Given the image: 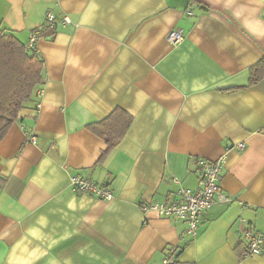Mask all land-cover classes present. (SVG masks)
<instances>
[{"label": "crops", "instance_id": "1", "mask_svg": "<svg viewBox=\"0 0 264 264\" xmlns=\"http://www.w3.org/2000/svg\"><path fill=\"white\" fill-rule=\"evenodd\" d=\"M71 22L42 33L47 14ZM0 27L44 60V80L0 139V264H264V0H0ZM181 29L183 39H168ZM122 108L124 137L88 125ZM34 137V140L33 138ZM244 144L243 147L241 145ZM224 156L195 238L141 204L199 187V157ZM75 174L112 199L73 190ZM245 220V221H243Z\"/></svg>", "mask_w": 264, "mask_h": 264}, {"label": "trees", "instance_id": "2", "mask_svg": "<svg viewBox=\"0 0 264 264\" xmlns=\"http://www.w3.org/2000/svg\"><path fill=\"white\" fill-rule=\"evenodd\" d=\"M51 33L49 25L41 31ZM44 60L27 48L14 33L0 27V139H3L17 119L24 103L44 80ZM264 77V58L252 67L250 84ZM132 123V115L122 108L114 109L104 119L88 128L102 137L107 147L100 156L102 162L124 137Z\"/></svg>", "mask_w": 264, "mask_h": 264}, {"label": "built area", "instance_id": "3", "mask_svg": "<svg viewBox=\"0 0 264 264\" xmlns=\"http://www.w3.org/2000/svg\"><path fill=\"white\" fill-rule=\"evenodd\" d=\"M47 22L52 29L59 23L68 24L71 22L69 15L62 14L57 17L55 12L49 11ZM40 35L39 30H32L26 43L27 48L33 49L35 42ZM168 39L172 43H177L183 39L181 29H173ZM34 140V137H32ZM244 144L241 145L243 147ZM224 156L218 159L199 157V187L195 190L185 187H179L177 194L179 198L166 201H152L141 204L143 211H153L159 216L176 217L186 222L187 227L184 235L195 238L200 232L201 216L203 212L211 207L217 197L223 199L221 194L218 195L219 181L224 169ZM73 190L78 193H90L101 199H112L113 193L108 186H103L92 181L88 176L75 174L71 179ZM245 221V220H243ZM247 240V254H260L264 250V237L256 233L251 226L243 232ZM178 247L170 246L165 251L163 264H174L176 261Z\"/></svg>", "mask_w": 264, "mask_h": 264}]
</instances>
